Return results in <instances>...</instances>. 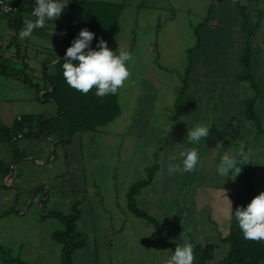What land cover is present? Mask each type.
I'll return each mask as SVG.
<instances>
[{
	"label": "crops",
	"instance_id": "obj_1",
	"mask_svg": "<svg viewBox=\"0 0 264 264\" xmlns=\"http://www.w3.org/2000/svg\"><path fill=\"white\" fill-rule=\"evenodd\" d=\"M30 20L35 17L28 9L0 16V127L13 130L24 116L42 117L11 139L0 137V264L1 249L12 251V228L21 232L27 217L37 227L54 217L42 212H68L76 200L85 244L73 253L72 264H164L171 251L158 242L151 222L129 210L126 192L158 164L137 195L138 205L158 217L147 208L155 205L149 187L164 176L170 156L179 162L184 146L218 159L247 146L251 163L260 155L256 139L264 133L247 117L255 92L247 74L260 84L255 110L261 119L264 0H81L73 14L77 36L83 29L107 34L108 47L131 52L134 61L128 63L130 80L117 92L119 114L96 130L75 132L68 143L42 127L58 114L56 101L45 96L52 87L44 67L56 72L66 23L46 21L22 40L19 32ZM248 46L250 68L244 59ZM197 124L210 128L208 138L186 144L188 129ZM168 139L174 142L168 145ZM222 141L226 148L220 151ZM197 210L191 220L199 219ZM144 227L155 231L148 252Z\"/></svg>",
	"mask_w": 264,
	"mask_h": 264
},
{
	"label": "trees",
	"instance_id": "obj_2",
	"mask_svg": "<svg viewBox=\"0 0 264 264\" xmlns=\"http://www.w3.org/2000/svg\"><path fill=\"white\" fill-rule=\"evenodd\" d=\"M25 1L26 0L21 1L18 11L27 9ZM80 4L81 0H69L61 17L56 20L66 23V36L61 50V57L58 59L59 62L56 63V72L54 74H49L46 71L47 68L44 67L46 78L52 87V91H48L45 96L51 97L56 101L58 105V114L43 120L42 127L44 130L59 132L61 137L60 142L62 143H68L73 134L77 131L96 130L98 127L114 119L120 112L117 94L108 95L101 99L95 95V89H93L87 95H84L69 87L63 77L62 64L66 50L72 45L73 41L78 38L77 31L73 27V14ZM100 39H103L108 44L109 35L99 34L94 36L90 44L92 50H99L97 45ZM250 53L251 50L248 46L247 53L244 57L248 68H250ZM73 63L77 62L73 61ZM247 78L251 81L255 91L247 101V117L255 123L258 129L257 133H264L261 119L255 110V105L260 94V84L254 80L250 71L247 74ZM41 119V116H24L17 121L13 130L0 127V137L11 139L14 133L23 130L28 122L33 123ZM243 150L248 152L249 148L245 146ZM237 159L239 160L238 156ZM238 166L241 167L240 175L243 178V183L232 196L236 202L234 211L238 207H246L256 195L264 192V186L256 188L253 184L252 163L249 162L246 165L240 163ZM157 169L158 164L148 166L146 168V176L130 185L126 192L127 206L135 215L145 218L152 223L156 230L158 242L165 245L171 253H173L176 245L179 243L166 235L158 217L148 213L147 210L140 207L137 202L138 193L144 186L152 182ZM42 206L45 207V202L42 203ZM42 214L43 216L51 215L57 217L62 222L63 227L56 229L53 236L62 245L61 264H72L73 253L85 244V237L77 228V220L81 215L79 202L76 200L68 212L54 209L48 210L46 213L42 212ZM219 237L222 242L227 243L229 246L227 254L220 260L221 264H264V242L257 243L244 240L237 221L228 234H219ZM191 243L195 245L194 264H208L207 247L193 239H191ZM1 259L5 264H30L20 257L12 256L11 250L4 248L1 249Z\"/></svg>",
	"mask_w": 264,
	"mask_h": 264
},
{
	"label": "rangeland",
	"instance_id": "obj_3",
	"mask_svg": "<svg viewBox=\"0 0 264 264\" xmlns=\"http://www.w3.org/2000/svg\"><path fill=\"white\" fill-rule=\"evenodd\" d=\"M257 79L263 82L264 93V75ZM245 90L247 93L252 92L251 88ZM258 112L262 113L260 116L264 128V107L263 111L260 107ZM256 140V149L260 148V155L257 154V159L254 158L252 163L253 184L256 188H261L264 186V134L259 135ZM173 142L168 139V145ZM187 147V145L184 146V148ZM225 148L222 141L219 150ZM170 149L168 146L167 151ZM204 152L202 148L201 160L194 172L177 173L179 177L175 178L173 174H169L167 167L158 184L149 187L148 192L153 194L156 206L151 205L147 208L160 218L165 233L170 239L178 241L179 244H183L181 236L189 242L191 237L202 241L208 249V264H221L220 260L227 254L229 246L219 240V234H228L236 223L234 215L231 219L228 216L229 200L232 211H234L236 202L232 196L242 185L243 178L240 174L235 180L220 177L216 171L220 158L209 157ZM169 163H175V161L169 159L166 166ZM135 175L137 176L138 172ZM165 184H167V189ZM57 208L65 209L61 206ZM196 208L199 214L197 221L190 219L191 214L196 213ZM24 220L21 232L15 233L12 228L11 235L7 238V244L12 248V256L20 257L30 264H61L62 245L54 238L52 231L62 228V222L58 218L50 217L36 227L34 220L30 217ZM135 229L137 239V230L140 228L136 226ZM143 230L145 245L142 247L148 252L153 246L155 231L147 227ZM142 247L139 248L141 252H143ZM78 257L79 253L75 256V262L79 261ZM85 261L89 262V260ZM133 263L136 261L133 260Z\"/></svg>",
	"mask_w": 264,
	"mask_h": 264
},
{
	"label": "clouds",
	"instance_id": "obj_4",
	"mask_svg": "<svg viewBox=\"0 0 264 264\" xmlns=\"http://www.w3.org/2000/svg\"><path fill=\"white\" fill-rule=\"evenodd\" d=\"M68 3L69 0H35V8L32 12L35 20L25 24L19 32V38L22 40L30 38L35 29L44 28L46 21L59 19ZM93 38L94 33L87 29L79 32L78 38L66 50L62 64L63 77L69 87L81 94L87 95L95 89V95L103 99L108 95L117 94L130 80L131 70L128 63L133 62L134 57L125 49H120L117 54V51H112L103 39H100L97 45L99 50H92L90 44ZM58 62V60L53 61V63ZM209 129L205 124H197L188 129L187 143L195 145L201 140H206ZM250 157L251 149L245 152L241 148L236 154L224 152L216 168L217 174L225 179L235 180L241 172L238 164H248L251 162ZM179 158V162L167 165L169 174L194 172L200 163L201 155L196 147H187L180 150ZM170 160L176 161L177 157L172 156ZM229 205V219L234 215L244 240L264 242V192L256 195L246 207H238L234 213L230 200ZM181 239L183 244L176 245L174 252L164 264H194L195 245L183 236Z\"/></svg>",
	"mask_w": 264,
	"mask_h": 264
},
{
	"label": "built area",
	"instance_id": "obj_5",
	"mask_svg": "<svg viewBox=\"0 0 264 264\" xmlns=\"http://www.w3.org/2000/svg\"><path fill=\"white\" fill-rule=\"evenodd\" d=\"M21 1L22 0H0V16L9 15L17 12ZM25 6L32 14L35 8V0H26ZM18 136L21 137L22 134L18 133Z\"/></svg>",
	"mask_w": 264,
	"mask_h": 264
},
{
	"label": "water",
	"instance_id": "obj_6",
	"mask_svg": "<svg viewBox=\"0 0 264 264\" xmlns=\"http://www.w3.org/2000/svg\"><path fill=\"white\" fill-rule=\"evenodd\" d=\"M66 14H67V11H66ZM65 31H66V26H65ZM64 38H65V37H63V40H62L61 46H63V41H64ZM57 113H58V112H57ZM34 197H35V196H33V198H32V199H34Z\"/></svg>",
	"mask_w": 264,
	"mask_h": 264
}]
</instances>
